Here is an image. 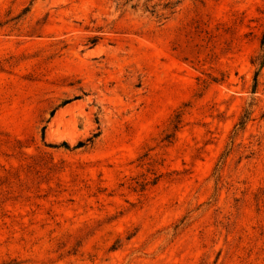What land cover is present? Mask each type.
<instances>
[{"label": "rangeland", "instance_id": "1", "mask_svg": "<svg viewBox=\"0 0 264 264\" xmlns=\"http://www.w3.org/2000/svg\"><path fill=\"white\" fill-rule=\"evenodd\" d=\"M0 264H264V0H0Z\"/></svg>", "mask_w": 264, "mask_h": 264}, {"label": "trees", "instance_id": "2", "mask_svg": "<svg viewBox=\"0 0 264 264\" xmlns=\"http://www.w3.org/2000/svg\"><path fill=\"white\" fill-rule=\"evenodd\" d=\"M247 119H248V115H244L243 116V118H241V120H240V122H239V124H238V130H243L244 129V126H245V123H246V121H247Z\"/></svg>", "mask_w": 264, "mask_h": 264}]
</instances>
